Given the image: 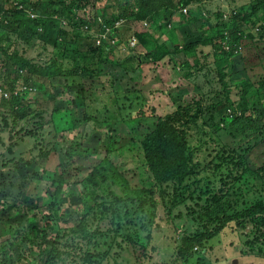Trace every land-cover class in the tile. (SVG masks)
<instances>
[{"label":"rangeland","instance_id":"1","mask_svg":"<svg viewBox=\"0 0 264 264\" xmlns=\"http://www.w3.org/2000/svg\"><path fill=\"white\" fill-rule=\"evenodd\" d=\"M122 2L126 0H94V7L76 9L77 16L91 22L94 19L96 23V26L91 23L85 25L84 32L82 28L79 29L84 39L80 46L63 41L75 39L73 32L78 30L77 27H82L76 18H62L61 27H65V34L56 46L46 45L34 35L20 37L11 29L0 28V44L4 50L10 56L18 54L29 62L25 69L28 71H19L14 66L10 81L16 82L12 88L7 84L3 85L6 88L2 87L0 80V264L44 263L49 254L41 251L43 248L34 247V244L42 241L44 248L50 250L48 243L54 240L55 231L66 226L77 228L80 223L92 217L95 208L93 200H101L105 207L108 197L96 193L90 185L84 186L78 182L100 162L110 136L117 138V152H113L112 156L129 180L128 171L131 169L136 175L140 173L141 141L151 132L155 119L126 120L119 115L118 108L110 103L107 105L109 110H104L105 102H110L108 92L104 93L105 85L110 88L112 83H116L124 90L142 88V92L146 91L134 71L148 60V50L140 45L134 25L127 18H117L115 7ZM262 2L264 0H199L182 9H174L171 14L162 11L155 15L153 13L149 20L141 22L151 34H156V30L163 27L160 34H157L162 43L175 39L182 45L188 32L196 36L223 34L226 53L234 55L225 60L221 53L220 58L215 56L212 46H199L195 55L199 64L193 69V72H197L189 80L184 77L182 66L177 61L171 63L168 58L153 65L151 73L152 79L163 76V82L153 81L151 87L168 86L178 104L205 99L202 118L192 132L189 146L196 154L199 170L207 177L203 186L207 185L212 195L208 199L204 196L203 201L190 203V208L175 211L171 215L172 221L167 219L160 198L154 196L151 201L159 205V218L156 220L158 227L150 226V231L140 234V226L147 223L145 214L130 204L126 207L121 205L124 215L122 226H116L119 227V233H113L109 243L110 238L101 240V244L105 245L97 251V264H233L235 259L238 264H264V234H261V230L256 233L251 227L247 229L245 224L237 221L229 223L204 249H199L200 254H195L189 261L178 256L180 240L185 232L204 230L200 221L208 207L218 209L229 206V214H234L251 208L256 200H264V175L259 174L264 164V131L261 130L258 135L259 141L253 137L246 141L232 139L223 125L216 124H222L220 121L223 118L228 121L233 119L215 109L220 101L231 99L234 107L224 109L225 114L234 112L239 104H244L248 109L259 107L262 112L261 121H264V37L259 34V27L264 25ZM254 9L259 11V20L250 18ZM29 10L24 11V15L33 19L40 17V12L44 13L36 9ZM238 14L242 15V21H237L238 30L242 29V41L235 46L236 42L231 39L233 29L230 25ZM253 18L258 22L257 25L253 24ZM78 49L84 50V54L89 57L86 59L83 55H75ZM3 58L0 53V59ZM100 60L106 62L103 67L106 75L102 74L95 80L67 77L56 79L52 85L39 77V82L46 85L44 90L47 93L33 86L32 82L26 84L25 81L33 76L37 78L39 74L35 73L36 70L42 71L53 63L61 71L67 72L81 67L97 70ZM234 62L236 68L232 67ZM147 70L144 72L149 80ZM15 72H19L17 77ZM74 82H83L85 92L80 91L79 86H73ZM69 86L71 89L67 90ZM50 89L60 91L61 95L58 96L68 95L64 101L68 104L66 100L70 98L68 101H72L71 105L64 106L66 110L58 111L50 99ZM2 97L9 99L4 102ZM16 97L23 107L31 110L30 116L19 119L13 113L12 99ZM239 109L236 111L237 117L249 122L248 111ZM99 112H110L112 116L108 122L91 121L65 134L68 139H58V131L69 129L74 118L78 124L85 113L102 119ZM79 132L91 136L84 142H87V148L94 150V155L86 157L84 169L69 167L64 172L65 169L58 168L61 165L60 158L55 153L69 144ZM98 149L99 153L95 154ZM49 150L54 152L45 158V152ZM38 172L43 177L42 182L36 181ZM147 176H150L149 172L137 176L135 180L142 178V185L149 191L153 183L144 182ZM52 184L62 185L54 197L50 196L52 192L46 194L45 191ZM147 211L155 213L151 206H147ZM190 211H194L192 214H200L193 216ZM107 219L106 224L111 226L110 218ZM212 223V227L217 226V221L212 220ZM50 224L51 232L48 236L35 232L37 229L45 230ZM136 232L138 234L133 235ZM32 233L36 238L31 241ZM252 240L256 241L254 245ZM84 251L86 248L79 245L77 255L70 257L73 261L64 255L61 259L56 258L55 264H85L87 253Z\"/></svg>","mask_w":264,"mask_h":264},{"label":"trees","instance_id":"2","mask_svg":"<svg viewBox=\"0 0 264 264\" xmlns=\"http://www.w3.org/2000/svg\"><path fill=\"white\" fill-rule=\"evenodd\" d=\"M198 1L199 0H126V2H122L119 6L115 7V9H117L118 19L127 18V20L134 25L137 30L135 35L140 45L146 47L148 50L147 55H149L148 60L142 62L134 71L135 75L140 77L141 80L139 81L142 82V86L146 88L145 92H142V88L141 90L133 88L124 90L116 83H112L110 88H108L107 85L103 86V89L106 90L104 93L108 92V99L110 100V102H105V111L109 110L107 105L110 103L118 108L119 115L126 120L136 119L149 121L150 119H155L153 120L154 124L151 128V132L141 141L142 163L138 166L140 173L136 175L134 170L131 169L130 172L128 171V175L131 179L129 180L118 161L112 156L113 152H117L115 140L117 138L110 136L108 144L105 146L107 149L102 153L100 162L78 182L81 183V185L84 184V186L90 185L96 190V193H101L102 196L108 197L104 205L105 207H103V202L101 200H93L95 201V208L92 210V217L80 223L77 228H68L66 226L61 227L57 232L55 231L54 240H49L48 243L51 247L50 250L44 248L42 241L37 245L34 244V247L43 248L41 251H45L46 254H49V258L41 264H55V259H61L64 255H67L68 260L73 261L70 257L72 255H77L76 250L79 249V245H83L86 248V251H84L87 253L85 264H97L98 260L95 258L99 256L97 251L105 245L104 243L101 244V240L110 238L108 241L109 243L113 233H119V227L116 226H122L124 215L122 214L121 205L126 207L127 204H130L145 214L147 223L140 226V234L144 231H150V226L158 227L156 220L159 218V205L153 200L151 201L154 196L160 198L161 207L167 219L172 221L171 215L175 211L179 212L184 207L190 208V203L199 200L203 201L204 196H207L206 198L208 199V196L212 195L210 189L206 187L207 185L203 186V182L205 180L207 181V177L204 174L202 175L201 170H199L200 164L199 162L196 163V154L189 146V139L192 132L202 118L205 99L198 101L192 100L190 102L178 104V100L173 97L168 86L151 87L153 81L163 82V76L161 78H159V76L156 79H152L151 73L154 70L153 65L168 58L171 63L172 61H177L182 66L185 70L184 77L189 80L197 72H193V69L196 64H199V60H196L197 56L195 57L198 53L197 48L199 46H212L215 51V56L219 57V53H221L225 60L231 59L234 55L226 53V48L223 46V34L219 35L218 33L216 36L202 34L196 36L188 32V37L184 38L182 45L175 39H169L162 43L159 41L160 39L157 34H160L163 27H159L156 30V34H151L141 23L145 19L149 20L153 13L155 15L158 14L159 11H162L165 14H171L174 9H182ZM86 6L94 7V0H0V28L11 29L20 37L28 34L30 36L34 35L38 37L40 42L46 45L56 46L58 41L62 39V36L65 34V27H61L63 23L62 18H76L78 20V25L82 27H77L78 30L73 32L75 39H65L63 41L65 43H77L80 46L84 39L82 35L79 34V29L82 28L83 31L84 26L88 23L96 26L94 19L93 22H91L84 17L77 16L78 13H76V11ZM262 7L264 9V2H262ZM26 9H30L29 11H31V9H36L44 13L39 11L42 15L33 19L24 15V11H28ZM258 13L259 11L254 9L250 18L252 19V17H254L256 20H259L261 16ZM235 18L236 19H233L230 27H232L231 29L234 31H232L231 39L236 42L235 46H237L242 41V29L239 31L237 24L238 20L242 21V15L238 14ZM254 18L253 24L257 25L258 22H256ZM104 21L106 23L109 22V20ZM111 23L112 25L114 24L113 21ZM259 34L261 37H264V25L259 27ZM91 47L94 48L93 45H91ZM0 53L5 57L0 59L1 86L6 88V86L3 85L7 84L12 88L16 82L10 81L14 66L18 67L19 71H28L25 69L28 68L29 62L18 54L10 56L9 53L4 50L2 44H0ZM84 53V50L78 49L75 55H83L84 58L87 59L89 56ZM181 59L183 60L181 61ZM105 63V60H100L97 70L81 67L79 69L68 70L67 72L61 71L56 67V63H53V65L42 71L36 70L35 73L39 74L37 78L31 75L33 77L25 81L26 84L32 82L33 86H36L40 91L46 92V89L44 90L46 85L42 83V81L39 82V77L45 82H50L52 85H54L56 79H65L67 77H81V79L88 77L90 80H95L100 78L102 74L106 75L103 71ZM147 67H149L148 70ZM232 67L236 68L235 62L232 64ZM244 69L245 67L243 70ZM145 70H147V73L150 75L149 80L144 72ZM97 72L98 74L95 75ZM15 73L17 77L19 72ZM107 75H109V73ZM73 86H79L80 91L85 92L83 82H74ZM147 88L149 89L147 90ZM68 89H71V86H69L67 90ZM57 92L53 89L49 91L53 106L56 107L58 111L66 110L64 106L69 107L72 101H68L69 98L66 100L68 102L67 104L64 99H66L68 95L58 96L61 95V93H59L60 91ZM72 97L74 98V96ZM6 99L9 98L2 97L4 102ZM12 101L14 102L13 113L17 118L24 119L32 114L28 107H23L21 105L17 97L13 98ZM58 101H60V104ZM227 107H234V103L231 99L220 101L215 105L217 112L233 120L228 121L227 118H223L220 121L222 124L218 123L216 126L223 125L222 127H224V130L232 139L240 138L241 141H246L253 137L256 141H259L258 135H260L261 130L264 131V121H261L260 114L262 112L258 109L259 107L248 109L247 105L239 104L234 112L225 114L223 111ZM239 108H242L245 112L248 111V116L250 118L249 122H245L242 117H237L236 111H239ZM99 113L102 114V119L97 117V115L85 113L84 118H80L79 120L80 124H78V121L74 118L72 120V126L69 129H66V131H58V139L60 138L59 140H61L62 137L68 139L69 137L65 136V134L73 132L91 121L95 123L108 122L112 116L109 115L110 112L106 114L105 112ZM89 136V134L79 132L73 136L69 144L63 146L55 153L57 156L59 155L60 158L61 165L58 166V168L65 169L64 172H67L69 167H72V169H84L83 166L86 157L94 155V150L87 148V142H84ZM99 151L100 149H98L95 154L99 153ZM53 152L54 151L51 150L46 151L45 158H49ZM260 170L259 174L264 175V164L260 167ZM145 172H149L150 176L144 177L146 180L144 182L151 181L153 183L152 190L149 191L142 185V178L135 180L137 176L140 177L144 175ZM36 176V181L42 182L41 179L43 180V177L40 172H38ZM46 188H48L45 189L46 194L52 192L50 196L54 197L57 190L60 191L62 185L52 184ZM227 192L229 193V189ZM108 205L111 206L108 207ZM147 206L148 208L149 206L154 207L155 213H149L147 211ZM229 211V206L218 209H211L208 207L202 214L203 217L200 221L203 223L204 230L197 233L185 232L184 237L180 240L181 245L178 249V256L184 259V261H189L195 254H200L201 252L199 253V249L205 248L207 243L213 241L222 233L227 225L233 221H237L239 224H245L247 229L251 227V230H254L256 233H259L261 230V234H264V200H256V203L245 211L234 214H229ZM193 212L194 211H190V214ZM181 213L182 212L179 214ZM198 214L192 215L199 216ZM107 218H110L111 226L110 224H106L108 222ZM212 220L217 221V226L212 227ZM35 232L44 233L48 236L51 232V224L45 230L39 231L37 229ZM137 234L136 232L133 235ZM35 238L36 237H34L32 233L30 240L32 241ZM256 241L259 240L256 239ZM256 241L252 240V244L254 245ZM40 259H42L41 255Z\"/></svg>","mask_w":264,"mask_h":264},{"label":"water","instance_id":"3","mask_svg":"<svg viewBox=\"0 0 264 264\" xmlns=\"http://www.w3.org/2000/svg\"><path fill=\"white\" fill-rule=\"evenodd\" d=\"M233 264H238V260L235 259V260L233 261Z\"/></svg>","mask_w":264,"mask_h":264},{"label":"crops","instance_id":"4","mask_svg":"<svg viewBox=\"0 0 264 264\" xmlns=\"http://www.w3.org/2000/svg\"><path fill=\"white\" fill-rule=\"evenodd\" d=\"M234 261V260H233Z\"/></svg>","mask_w":264,"mask_h":264}]
</instances>
